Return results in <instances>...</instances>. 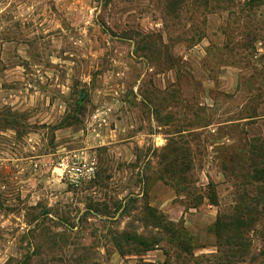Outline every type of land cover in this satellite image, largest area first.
Instances as JSON below:
<instances>
[{"label":"rangeland","instance_id":"obj_1","mask_svg":"<svg viewBox=\"0 0 264 264\" xmlns=\"http://www.w3.org/2000/svg\"><path fill=\"white\" fill-rule=\"evenodd\" d=\"M263 176L264 0H0V264H264Z\"/></svg>","mask_w":264,"mask_h":264},{"label":"trees","instance_id":"obj_2","mask_svg":"<svg viewBox=\"0 0 264 264\" xmlns=\"http://www.w3.org/2000/svg\"><path fill=\"white\" fill-rule=\"evenodd\" d=\"M260 178L264 182V176ZM257 197L258 200H254L256 202L254 206H252L253 204L238 206L232 214H219L211 227L212 232L218 238H229L228 240L231 242L235 241L233 246H237L243 255L248 244H250L246 239L244 240V236L249 231L254 230L255 223H261V234L264 239V206L259 209L256 208V206H259L257 205L259 201L264 200V192ZM262 255H264V251H262Z\"/></svg>","mask_w":264,"mask_h":264},{"label":"built area","instance_id":"obj_3","mask_svg":"<svg viewBox=\"0 0 264 264\" xmlns=\"http://www.w3.org/2000/svg\"><path fill=\"white\" fill-rule=\"evenodd\" d=\"M93 164H85V163H79V164H70V166H66V168L63 171V178L67 180L68 182L74 184L77 183L81 178L86 176L93 175Z\"/></svg>","mask_w":264,"mask_h":264},{"label":"water","instance_id":"obj_4","mask_svg":"<svg viewBox=\"0 0 264 264\" xmlns=\"http://www.w3.org/2000/svg\"><path fill=\"white\" fill-rule=\"evenodd\" d=\"M84 96H85L84 94H81V99L84 98Z\"/></svg>","mask_w":264,"mask_h":264}]
</instances>
